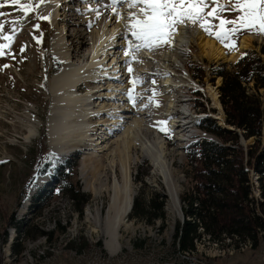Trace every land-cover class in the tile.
I'll return each mask as SVG.
<instances>
[{"label":"rangeland","instance_id":"374dc122","mask_svg":"<svg viewBox=\"0 0 264 264\" xmlns=\"http://www.w3.org/2000/svg\"><path fill=\"white\" fill-rule=\"evenodd\" d=\"M47 1L45 0L36 8L35 5L39 0H33L34 11L22 7L25 0H21V4L4 3L3 7H0V14H2L0 15V25H2L0 45L6 46L0 50L3 52L0 55V264H264V237L260 238L256 249L250 245L235 248L236 241L229 238L215 243L209 239V236H204L197 242L198 251L195 253H181L174 245L176 224L184 219L181 196L188 189L190 181L186 173L189 148L195 141L219 140L213 132L200 127L204 119L210 118L204 115L211 112L217 120L219 111L202 90L183 87L179 91L181 98L189 102L188 106L195 118L188 132H184L186 135L191 133L192 137L188 139L189 141L183 143L177 141L171 129L162 128L163 126L159 128V134L165 140V149L174 160L173 172L180 199L178 210L172 206V200L163 179L153 173L150 160L143 157L139 140L136 141L131 137L126 143L122 138L124 127L114 131V134L108 133L111 131L110 128L115 126L109 124L112 116L106 113L101 114L105 125H98L99 116L92 117L93 123L88 130L98 125L99 131L91 137L90 141L87 140L86 145L75 147L71 143L64 142L65 150H54L53 145L50 144L52 134L49 127L51 108L55 104L52 83L54 77L65 67V63L54 53V38L61 36V30L63 34L69 31V34L65 36H70L69 43H71L72 37L78 33L77 30L84 28L78 23L85 21V15L82 14L83 12L81 14L76 12L77 15L74 12H66L67 19L54 24L44 10ZM218 5L225 6V10L220 13L222 18L235 20L240 15L239 10H231L235 6L230 0H217L215 3L213 0H208V7L204 9V12H210ZM123 10H125L124 7ZM63 12H65L64 9L61 10V13ZM124 15L125 13H120L118 21H121ZM100 16L102 14L89 21L91 25L85 27V31L82 32L84 35H91L100 29V24L103 23ZM207 20L211 25H219V19L215 16L207 17ZM62 22L67 24L66 29ZM178 27L173 34L177 32ZM231 27L232 25H226V28ZM248 33L255 37L253 45L239 49L240 39ZM7 36H11L12 39H5L4 37ZM209 36L218 41L213 35ZM131 37L132 35L120 39L121 57L126 51H134L129 49ZM133 43L138 44L139 41ZM220 44L227 54L238 50V55L229 60L209 61L201 57L198 46L194 44L183 58L185 69L191 73L200 87L209 83L218 91L225 123L226 113L219 88L222 77L212 74V71L222 67L223 63L231 68L246 49L260 52V47L264 44V32L257 34L254 31L244 30L235 37L236 47L231 51L224 44ZM90 48L92 45L89 43L83 46L85 52H88ZM137 53L135 52L134 57L129 55L131 57L124 61L127 71L122 82L128 87L124 90V97L121 100L119 95L108 100L105 97L106 93L111 92L108 89L102 88L100 91L99 88L93 89L94 105L97 107H100L97 104L99 101L106 103L110 109H117L116 106L121 103L128 104L133 109L115 113L113 117L122 116V112L137 115L136 113L141 110L139 105L142 102L138 96L139 88L146 85L155 89V86L151 85L150 75L148 76L150 78L147 76L142 78L145 74L141 76L139 75L141 72L135 69V66L146 62V59L141 56L142 53ZM119 54L115 53L117 57ZM262 57L264 58V54ZM129 67L132 69L131 72L128 70ZM199 68L203 69V78L196 77ZM185 69L178 71L181 72L180 74H186ZM89 87L84 83L80 92L85 94ZM129 90L132 91V98L126 95ZM261 92L264 93V89ZM101 93L103 95H100ZM152 93L150 88L147 94ZM150 96L152 98L149 97L148 101L151 104L161 105L165 102L163 99H154V94ZM202 104H205V109H202ZM151 107V114H153L154 106ZM121 109L123 105L119 108ZM151 117L152 115H149L145 119ZM241 132L243 133L242 130ZM241 132L239 133L240 142L245 149H248V145L253 144L256 138L246 139ZM65 137L68 139L67 134ZM98 140L102 143L96 146L95 143ZM179 143L182 144L179 145ZM70 158H76L77 166L74 169L64 166L63 174L58 175L57 167ZM126 166L131 173V190L134 199L128 221L126 220L119 228L121 248L117 253L112 254L105 246L107 238L104 232L105 217L112 202L114 182L117 180L120 184L123 183L122 168ZM64 177H68L71 182L79 181L81 193L88 197L87 202L82 205V214L74 202L67 197L65 181L62 179ZM250 178L253 183V194L261 198L259 175L253 169H251ZM161 194L167 197L164 207L165 218L149 222L132 215L137 197L143 204L152 198H156V203H159L162 199ZM37 195H42V199L34 203ZM14 220L19 221L23 230L30 233V236L19 239L17 247L21 248L20 253L14 252L12 247L16 243L18 234L12 224ZM56 220H61L63 225H66V229L64 232L58 231L50 244L39 231L54 230ZM73 239H77L76 246L83 241L88 244L83 253L79 254L64 248L65 243ZM98 242H101V246L97 245ZM47 251L50 253L48 254Z\"/></svg>","mask_w":264,"mask_h":264},{"label":"bare ground","instance_id":"6f19581e","mask_svg":"<svg viewBox=\"0 0 264 264\" xmlns=\"http://www.w3.org/2000/svg\"><path fill=\"white\" fill-rule=\"evenodd\" d=\"M141 6L129 9L127 4L122 6L117 4L115 11L119 12V14L125 13L123 19L118 21V16L111 7V0L47 1L44 10L54 24H57L58 21L66 20V12H74L75 15H77L76 12L80 14L83 12L82 14L85 15V21L82 20L78 23L79 26L83 25L84 28L77 30L78 33L72 37L71 43H69L70 36H65L69 34V31L63 34V30H61V36L54 38V53L65 63V67L54 77L52 83L55 104L52 105L49 116V127L52 134L50 144L53 145L55 151L65 150L64 142L67 144L71 143L75 147L86 145L87 140L90 141L91 137L96 132L98 133V125H105L104 117L101 114L106 113L112 116L109 124L115 126V128H110L111 131L108 133L114 134L119 128L124 127L122 138L126 143L131 137L136 141L139 140L143 157L150 160L153 173L163 179L168 188L172 206L178 210L180 199L177 180L173 172L174 160L170 158L165 149V140L159 134V128L163 126L162 128L171 129L176 135V140L182 141V143L189 141L188 139L192 137L191 133L188 135L184 134L193 125L192 122H195V118L188 106L189 102L181 98L179 92L181 88H194L205 92L207 97L211 99L212 105L219 110L217 113L219 125L223 128L228 127L223 121L218 91L209 83L200 87L192 78L191 73L185 69L183 56L194 44L198 46L201 57L209 61L229 60L238 55V50L227 54L223 46L213 37L206 34L198 24L193 25L189 22L179 25L170 43L163 44V46L155 49H140L139 52L142 53L141 56L146 59V62L135 66V69L141 72L139 75L145 74L142 78L150 75L151 81H149L151 85L155 86L154 90L153 87H150L152 94L155 95L153 97H155L154 99H163L165 101L164 104H151L148 98L152 94H147L150 88L145 85V87L139 88L138 96H140L142 102L139 105L141 110L136 113L137 115L134 116L131 113L122 112V116L113 117L115 113L133 109L129 107L130 105H125L124 103L116 106L117 109H110L106 103L99 101H97V104L100 107H97L94 105L93 89L99 88L100 91L105 88L111 91L106 93L105 97L108 100H112L116 95L121 97L119 100L124 97L123 92L128 87V85L124 86L122 82L125 79V71H127L126 62L124 61L132 55L126 56L123 54L124 56L121 57V54H119V46H122L120 39L122 40V38L132 35L128 30L130 17L133 12H138ZM123 7L125 10H123ZM63 9L65 12L61 13ZM63 14H65L64 17ZM100 14L102 16L99 18L103 19L102 24H100V19L98 20L101 25L100 29L91 35H84L82 32L85 31V27L91 25L89 21H92L93 18L95 19ZM65 22H62L64 29L67 28ZM254 38L253 34H245L240 39L238 48H249L253 45ZM129 41L133 43L137 40L132 35ZM87 43L91 44L92 48L85 52L83 46ZM115 53L119 54V56L117 57ZM182 69H185L187 73L180 74L181 72L178 70ZM84 83L90 86L85 94L80 92ZM92 85L93 87H91ZM122 93L123 96H121ZM100 95H103V93ZM122 105L123 109L119 110ZM150 105L154 106L153 114H151L152 107ZM149 115H152V117L146 120L145 117ZM95 116H99V124L93 129L91 128V133L88 129L90 124L93 123L92 117ZM190 118L191 120H189ZM189 131L191 130L189 129ZM65 134H67L68 139H65ZM100 143L102 142L98 140L95 144L98 146ZM182 143H179V145ZM122 173L123 183L120 184L119 181L115 180L112 187V202L105 217L104 232L107 237L105 246L112 254L117 253L121 248L119 228L128 219L134 199L131 190L130 169L127 166L123 167Z\"/></svg>","mask_w":264,"mask_h":264},{"label":"trees","instance_id":"16d2710c","mask_svg":"<svg viewBox=\"0 0 264 264\" xmlns=\"http://www.w3.org/2000/svg\"><path fill=\"white\" fill-rule=\"evenodd\" d=\"M3 3V0L0 1ZM264 44L260 52L246 49L241 57L228 68L223 63L212 74L222 77L220 85L221 101L226 113V124L244 131L246 139L255 137L248 149L240 142L239 133L223 128L212 117L201 122V129L213 132L218 141L203 140L193 142L188 152V170H186L188 189L181 196L184 219L179 220L174 232V245L185 254L198 251L197 242L209 236L212 242L220 243L226 238L236 241L235 248L250 245L256 249L260 238L264 237ZM203 69H197V78H203ZM251 84H253L251 86ZM203 105V104H202ZM203 105L202 109L204 108ZM202 107V106H201ZM205 111V110H204ZM76 158H70L57 167V174H63L64 166L74 169ZM251 169L259 175L261 198L253 194ZM64 186L67 197L74 202L80 214L88 197L81 193L79 181L71 182L67 178ZM35 197L34 203L42 199ZM156 203V198L143 204L137 197L132 215L152 222L165 218L166 195ZM14 219V217H12ZM12 219V220H13ZM18 231L14 252L19 239L30 236L23 230L19 221H12ZM66 225L61 220L55 221V229L40 230L41 236L51 244L58 231L64 232ZM81 240V237L79 238ZM77 239L67 241L65 249L83 253L88 244L83 241L79 246ZM101 246V242L97 243ZM48 252V251H47ZM50 252H48L49 254ZM45 256V251L43 253Z\"/></svg>","mask_w":264,"mask_h":264},{"label":"snow or ice","instance_id":"6c2138e0","mask_svg":"<svg viewBox=\"0 0 264 264\" xmlns=\"http://www.w3.org/2000/svg\"><path fill=\"white\" fill-rule=\"evenodd\" d=\"M44 2L45 0H39L35 7L38 8ZM213 2L215 3L217 0H213ZM230 2L235 6L231 10L240 12L235 20H227L220 16V13L225 10L224 5H218L217 8L205 13L204 9L208 7V0H111V7L119 16V12L115 11L117 4H127L129 9L142 5L138 12L131 14L128 29L139 43L133 44L129 41V49L134 51H126L125 55L134 57L135 52L140 49H155L170 43L177 26L189 22L193 25L199 24L201 29L209 35H213L220 43L229 48V51L236 47L235 37L244 30L254 31L257 34L264 32V0H230ZM4 3L17 5L21 4V0H3L0 7H3ZM22 7L29 11L35 10L33 0H25ZM212 16L219 19V25L214 26L209 23L207 17ZM42 18L47 19V17ZM226 25H232V27L226 28ZM214 28L219 30L214 31ZM0 31H2V25H0ZM4 38L12 39L11 36ZM229 41L231 43H228ZM4 47L6 46L0 45V50ZM2 54L3 52L0 51V55ZM128 70L131 72V67ZM126 95L132 98V91L129 90Z\"/></svg>","mask_w":264,"mask_h":264},{"label":"water","instance_id":"95a60500","mask_svg":"<svg viewBox=\"0 0 264 264\" xmlns=\"http://www.w3.org/2000/svg\"><path fill=\"white\" fill-rule=\"evenodd\" d=\"M239 58H240V57H239ZM213 110H215V108H213ZM204 116H205V117L209 116V117H212V118L216 119V117H214V114H212L211 112H210V114L208 113V114H206V115H204ZM225 123H226V121H225ZM226 125H227V124H226ZM227 126H228V125H227ZM227 128L232 129V130H235V131H237L238 133L241 132L240 129H236V128L231 127V126H228ZM243 132H244V131H243ZM241 134H242V132H241Z\"/></svg>","mask_w":264,"mask_h":264}]
</instances>
